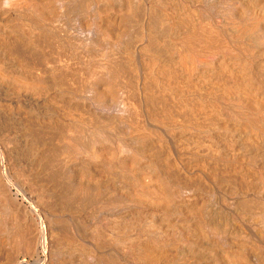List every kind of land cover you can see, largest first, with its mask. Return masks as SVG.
Instances as JSON below:
<instances>
[{
  "label": "bare ground",
  "instance_id": "obj_1",
  "mask_svg": "<svg viewBox=\"0 0 264 264\" xmlns=\"http://www.w3.org/2000/svg\"><path fill=\"white\" fill-rule=\"evenodd\" d=\"M0 264H264V0H0Z\"/></svg>",
  "mask_w": 264,
  "mask_h": 264
}]
</instances>
